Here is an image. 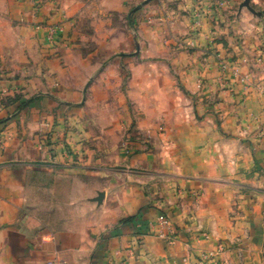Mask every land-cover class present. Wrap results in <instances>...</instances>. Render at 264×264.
Here are the masks:
<instances>
[{
  "label": "crops",
  "instance_id": "obj_1",
  "mask_svg": "<svg viewBox=\"0 0 264 264\" xmlns=\"http://www.w3.org/2000/svg\"><path fill=\"white\" fill-rule=\"evenodd\" d=\"M197 7L0 0V264H264V24Z\"/></svg>",
  "mask_w": 264,
  "mask_h": 264
},
{
  "label": "rangeland",
  "instance_id": "obj_2",
  "mask_svg": "<svg viewBox=\"0 0 264 264\" xmlns=\"http://www.w3.org/2000/svg\"><path fill=\"white\" fill-rule=\"evenodd\" d=\"M196 1V17L209 19L219 25L227 24L236 19L242 21V11L252 23L264 24V0H250V8L245 6L246 0H193ZM202 14V15H201ZM249 15V16H248Z\"/></svg>",
  "mask_w": 264,
  "mask_h": 264
},
{
  "label": "built area",
  "instance_id": "obj_3",
  "mask_svg": "<svg viewBox=\"0 0 264 264\" xmlns=\"http://www.w3.org/2000/svg\"><path fill=\"white\" fill-rule=\"evenodd\" d=\"M37 29L40 30L44 29L47 31V41L49 42L50 45L54 47H58L68 42L66 29L62 24L38 25ZM221 63L224 69L228 67L227 64L224 63L223 61ZM3 94L7 95L8 91L5 90ZM129 148H130V141H125L123 144V149L127 151L129 150ZM159 225L161 227V233L159 234V237L164 241H166L169 245H172L176 240L177 233L172 228L170 220L164 216H161L159 218ZM206 239H208V237H206ZM220 255H221L220 249L217 251L204 252L201 256H199L198 262L199 264H218L217 261Z\"/></svg>",
  "mask_w": 264,
  "mask_h": 264
},
{
  "label": "trees",
  "instance_id": "obj_4",
  "mask_svg": "<svg viewBox=\"0 0 264 264\" xmlns=\"http://www.w3.org/2000/svg\"><path fill=\"white\" fill-rule=\"evenodd\" d=\"M19 100H20V98L18 96H16V97H8V98L5 99L6 102L4 104H6V105H14ZM28 104H29L28 101L23 102L19 109L25 108Z\"/></svg>",
  "mask_w": 264,
  "mask_h": 264
},
{
  "label": "water",
  "instance_id": "obj_5",
  "mask_svg": "<svg viewBox=\"0 0 264 264\" xmlns=\"http://www.w3.org/2000/svg\"><path fill=\"white\" fill-rule=\"evenodd\" d=\"M244 5L247 6L248 8H250V0H246Z\"/></svg>",
  "mask_w": 264,
  "mask_h": 264
}]
</instances>
